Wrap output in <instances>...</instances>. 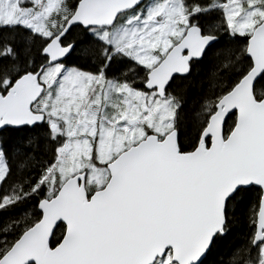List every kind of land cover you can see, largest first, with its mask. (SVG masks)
Wrapping results in <instances>:
<instances>
[{
  "label": "snow or ice",
  "instance_id": "6c2138e0",
  "mask_svg": "<svg viewBox=\"0 0 264 264\" xmlns=\"http://www.w3.org/2000/svg\"><path fill=\"white\" fill-rule=\"evenodd\" d=\"M0 32V264H205L251 193L220 264H264V0H0Z\"/></svg>",
  "mask_w": 264,
  "mask_h": 264
},
{
  "label": "trees",
  "instance_id": "16d2710c",
  "mask_svg": "<svg viewBox=\"0 0 264 264\" xmlns=\"http://www.w3.org/2000/svg\"><path fill=\"white\" fill-rule=\"evenodd\" d=\"M14 34L7 32H0V39L7 38L9 41L12 40ZM225 38V41L226 42ZM75 55L69 57L68 64L72 65L77 63ZM212 52L210 51L208 56L204 60L194 66L193 74L188 76L186 79L177 78L172 84V88L169 89L170 92H173L177 96H184L188 101V106L185 109L187 114L191 107L192 101L198 99L202 92V82H206L209 76V73L212 69L213 64ZM188 120L185 121V131L187 128ZM25 133H12L6 134L7 144L6 147L11 149L15 146L18 141V138L24 136ZM255 193L249 194L244 203L240 204L234 209L233 223L230 225V233L222 242L218 243L217 247L213 252L208 256L205 264H220L221 261L227 259L228 249L233 244L244 243L250 233L251 229V208L255 202Z\"/></svg>",
  "mask_w": 264,
  "mask_h": 264
}]
</instances>
